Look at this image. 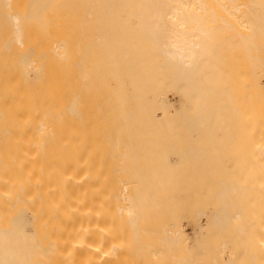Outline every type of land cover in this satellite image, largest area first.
I'll return each instance as SVG.
<instances>
[{
  "label": "bare ground",
  "instance_id": "bare-ground-1",
  "mask_svg": "<svg viewBox=\"0 0 264 264\" xmlns=\"http://www.w3.org/2000/svg\"><path fill=\"white\" fill-rule=\"evenodd\" d=\"M231 124L213 224L264 248V0H0V264H200L194 167Z\"/></svg>",
  "mask_w": 264,
  "mask_h": 264
},
{
  "label": "rangeland",
  "instance_id": "rangeland-1",
  "mask_svg": "<svg viewBox=\"0 0 264 264\" xmlns=\"http://www.w3.org/2000/svg\"><path fill=\"white\" fill-rule=\"evenodd\" d=\"M236 114V113H235ZM234 115V114H233ZM250 115V114H249ZM252 115V114H251ZM236 116H237V114H236ZM236 116H233V117H235L236 118ZM247 116V115H246ZM232 117V120H234L233 122H235V121H237V119H239L240 120V118L239 117H241L240 115H239V117H237V119L235 120V118H233ZM242 117H244L243 115H242ZM231 120V121H232ZM238 124V123H237ZM237 124H234V128H233V125H232V128L230 129V127H228L227 128V130H226V132H228L229 131V133H228V135H230V136H239V134H237L238 132H239V130L237 131V133H235V134H237V135H235V134H233L234 132H236V131H234V129H235V125H237ZM245 125V124H244ZM240 126V125H239ZM247 126V125H246ZM237 127H238V125H237ZM241 127V126H240ZM251 127V126H250ZM249 127V128H250ZM239 128V127H238ZM243 128H245L246 129V127L245 126H243ZM231 130V131H230ZM234 132H233V131ZM244 130V129H243ZM253 131H255L254 129H253ZM233 132V133H232ZM246 133V132H245ZM251 133H252V131H251ZM257 133V132H256ZM258 133H260V132H258ZM257 133V134H258ZM227 134V133H226ZM232 134V135H231ZM246 134H248V132L246 133ZM250 134V133H249ZM241 135H242V132H241ZM230 136H228L227 138L228 139H226V140H224V141H220L219 143V145H218V143H215V140H213V144L215 145V149H213V147H212V145H211V143H210V141H207V142H205V145L207 146V144L209 145V146H207V151H208V148L210 149L208 152H210V154H208V152L205 150V148H204V150H203V146L205 147V145H203V142H198L197 144L198 145H200L201 146V148H202V150L203 151H201L200 152V155H199V160H200V157H201V159L204 157L205 159L203 160V162H205V163H202L201 161V163L203 164H201L202 165V167L199 165V163L200 162H197V164L195 163V166H196V168L194 167V172H196L195 174H196V188H197V193H196V199H195V201H197L198 202V204H200L199 205V207L198 208H202L203 209V213H205L204 212V209L207 211V212H209V213H211V214H209L208 213V216L210 215V217H211V215L212 214H214V215H212V217L210 218L209 217V219H205V218H203L204 220H202V216H200L201 218H199V215H198V218H197V221H196V224H195V228H194V236H193V238H192V241H191V245L193 246V249H194V256L196 255L197 257H199L200 256V259H199V263L200 264H239V261L241 262L240 264H254V261H255V263L256 264H258V263H262V264H264V255H263V257H260V252H262V254H264V248H261V241H260V239H258L257 238V236H256V234L257 235H259L258 233H260L261 231H257V233L255 232L256 231V227L255 228H253V226H256L254 223H252L251 225H246L245 223V225H244V228L245 229H243L242 227H241V229L239 228V226H237L238 224L237 223H235V222H237V221H235L234 222V220H235V218L234 219H232L233 220V222L234 223H232V221H230L231 222V224H230V222H229V224L230 225H227V227L228 228H226L225 227V225H224V228H225V230H224V233L220 230L221 228H220V226H218V225H222V224H226L225 222H227L226 220L227 219H221V217H219V216H222L223 217V214L224 213H227L228 212V210L229 209H225L224 208V210H226V212L225 211H223L224 213H222V211L220 212L219 211V209L221 208V210H223L222 209V207H224V205L225 204H227V201L229 200H227L226 201V203H224L225 201H223V197L222 198H220V200L221 201H223V202H219L220 200L216 197V199L214 200V198H213V196L214 195H216L217 194V192H218V189H219V187L218 186H220V182H219V179H221L220 177H222V175L220 176V171H218V170H220L219 168H218V164H217V161L216 160H214V156L216 157V155L215 154H220V153H227L228 155L230 154V155H232V154H234V152H236L237 150H239V145H241L240 144V141L238 142V140H237V137H230ZM246 136V135H245ZM252 136H253V134H252ZM257 136V135H256ZM240 137V136H239ZM241 138H243V137H241ZM240 138V139H241ZM212 142V141H211ZM223 142H225L224 143V145L222 146V143ZM228 142V143H227ZM233 142V143H232ZM238 143H239V145H238ZM198 145H196L197 147H196V151H198ZM203 145V146H202ZM242 146V145H241ZM240 146V147H241ZM210 147H212V148H210ZM238 147V149H236ZM212 151H214L215 152V154H214V152H212ZM228 151H229V153H228ZM205 152H207V153H205ZM199 152H197V154H198ZM205 154V155H203V154ZM203 156H202V155ZM210 155H212V156H210ZM206 156H209V157H211V158H213L212 160H210L211 158H208V157H206ZM230 157V159H232V156H228V158ZM207 158V159H206ZM217 158V157H216ZM230 159H228V161H227V163L229 164V165H233L234 164V161L233 160H230ZM209 160V161H208ZM211 164H210V163ZM213 162H214V164H213ZM209 163V164H208ZM198 165V166H197ZM212 165V166H211ZM216 165V166H215ZM210 166H211V168H210ZM215 167V168H214ZM217 168H218V170H217ZM196 169V170H195ZM201 169V170H200ZM212 169V170H211ZM199 170L200 171H203L204 172V174L201 172V173H199ZM209 170V171H208ZM263 169H261V171H262ZM209 173H208V172ZM215 171V172H214ZM217 171L219 172V173H217ZM257 171H259V170H257ZM200 174V175H199ZM218 174V175H217ZM225 176H226V178H225ZM224 176V178H225V181H228L229 179L228 178H231V177H229L228 175H225ZM261 176V175H260ZM204 177V178H203ZM223 178V179H224ZM255 178V177H254ZM199 179V180H198ZM205 179V180H204ZM215 179H217V180H215ZM228 179V180H227ZM255 180V179H254ZM257 180V179H256ZM262 180H264V179H262ZM218 181V182H217ZM258 181V180H257ZM236 183H238V182H236ZM262 184H263V182H262ZM242 185V184H241ZM240 185V186H241ZM255 185H257V184H255ZM259 185V184H258ZM239 186V187H240ZM262 186V185H261ZM214 188H215V190H214ZM241 188V187H240ZM256 188V187H255ZM254 188V191H255V193L257 192V189H255ZM257 188H259V187H257ZM253 189V188H252ZM260 189V188H259ZM261 190V189H260ZM215 191H217V192H215ZM254 191H253V193H252V191H251V188H250V190L248 189L247 191L245 190V194H247V195H249V197L251 196V194H253L254 195ZM242 192H240L239 193V196L241 195V198H243L242 197V194H241ZM258 193H260V192H258ZM257 193V194H258ZM197 194L199 195V196H197ZM260 194H262V192L260 193ZM259 194V195H260ZM247 195H245V204H247V205H245L244 204V206L246 207V209H245V207L243 208L244 210L242 211V208H241V215L244 217V220H245V218H249V220H253V222H259V218H257V221H256V218H254L253 217V215H252V213H253V211H254V209L252 208L253 207V205H254V203L252 204L251 203V201L253 202V200L252 199H249V197L247 196ZM226 196V195H225ZM237 196V194H235V196L233 197V199L235 198ZM238 196V197H239ZM254 196H256V195H254ZM263 196H264V194H263ZM227 197V196H226ZM225 197V200L228 198H226ZM262 197V196H261ZM240 198V197H239ZM248 198V199H247ZM252 198H253V196H252ZM256 198V197H255ZM264 198V197H263ZM262 198V199H263ZM250 200V201H249ZM217 201V202H216ZM248 201V202H247ZM247 202V203H246ZM257 202V201H256ZM255 202V203H256ZM219 203V205H217ZM220 203L222 204V205H220ZM229 203L230 202H228V206H229ZM251 204H252V207H251ZM255 205H257V204H255ZM198 206V205H197ZM201 206V207H200ZM220 206V207H219ZM228 206H225V207H228ZM260 206V205H259ZM204 207V208H203ZM230 207V206H229ZM216 208V209H215ZM254 208H257V207H254ZM202 209H199V210H202ZM249 211L248 213H247V211ZM219 212V214L220 213H222V214H220L219 216H218V214L216 215V213L217 212ZM206 212V213H207ZM252 212V213H251ZM256 212V211H255ZM206 213H205V216H206ZM264 213V212H263ZM263 213H262V215H263ZM255 214V213H254ZM261 214V213H260ZM201 215H202V213H201ZM217 216V218L216 217H214L213 218V216ZM227 215V214H226ZM225 215V216H226ZM251 215V216H250ZM261 215V216H262ZM207 216V217H208ZM251 217H253V219L251 218ZM256 217H258V216H256ZM215 218L216 219H219L218 221H220V220H223V221H225L224 223L222 222V224H218V222H217V224L218 225H214L213 224V222H215ZM247 218V219H248ZM243 219V218H242ZM246 219V220H247ZM213 220V221H212ZM237 220V219H236ZM243 220V221H244ZM260 220H261V217H260ZM197 222H200V224H202V225H197L198 223ZM209 222V223H208ZM215 222V223H216ZM242 222V221H241ZM219 223H221V222H219ZM250 223V222H249ZM228 224V223H227ZM232 224H237L236 226H234V225H232ZM241 225H243V224H241ZM231 226H233L232 228H230ZM258 226V225H257ZM199 227V228H198ZM235 227V228H234ZM250 230V231H248V229ZM223 228V227H222ZM238 229V230H240L241 231V233H240V231L238 232V230H234V229ZM259 229H261L260 227H258ZM200 230L199 231V233H201L202 231H203V235H198V233H197V230ZM216 229V230H215ZM252 229V230H251ZM247 230V231H246ZM255 230V231H254ZM229 231H230V233H229ZM243 231V232H242ZM244 231H246L245 233H246V235H245V233H244ZM237 233L238 235H240L239 237H237V234H235L234 235V237H233V233ZM248 232V233H247ZM252 234H251V233ZM226 233V234H225ZM243 233V234H242ZM223 234V235H222ZM262 235H263V233H261ZM260 234V235H261ZM230 235V237L229 238H231V239H233V240H235L236 241V238H237V242H235L234 243V241L233 240H229V238H228V236ZM243 235H245V237H247V240L243 237V238H241V236H243ZM249 235H251V236H249ZM253 235V236H252ZM260 235H259V238H261L260 237ZM197 236H199V237H197ZM201 236V237H200ZM251 237V238H250ZM223 238V239H222ZM240 238L243 240V241H241L240 242ZM249 238V239H248ZM221 239H222V241H221ZM231 241V243L228 241ZM244 239L246 240V241H244ZM252 239V240H251ZM221 242H220V241ZM225 240H227L228 241V243L225 241ZM254 240V241H253ZM224 241V243H222ZM233 241V242H232ZM249 243H248V242ZM253 241V242H252ZM222 243V244H220V243ZM227 245H226V244ZM242 245H241V244ZM246 243V244H245ZM255 243V244H254ZM257 243H259V244H257ZM220 245V247H221V245H223V244H225L226 246H228L229 245V247H227L228 248V250L226 251L227 253H224V251H223V254H224V256H222V254H220V252L222 253V251H219V249H218V246ZM233 244V245H232ZM234 244H238L240 247H242L243 245V248L242 249H245V250H247V251H245V250H243L241 253L242 254H240V252H239V254L240 255H247L246 257L247 258H245V256L244 257H240L241 258V260H240V258H237L238 256H239V254H237V252H238V248L240 249V247H237V245H234ZM251 244V245H250ZM248 247H247V246ZM257 245V246H256ZM235 246V247H234ZM246 246V247H245ZM252 246H254V247H252ZM260 248V249H259ZM231 249V250H230ZM254 249H255V251H258L257 253H255L254 255H256V259H254V257H253V260H252V257H251V259L250 258H248V257H250V253L252 252V250L254 251ZM237 250V251H236ZM241 250V249H240ZM262 250V251H261ZM231 251V252H230ZM198 252H199V255H198ZM236 252V253H235ZM230 254H232L230 257H229V255ZM236 254V258L234 259V257L235 256H233V255H235ZM262 254H261V256H262ZM253 255V256H254ZM257 255H259V256H257ZM224 259H223V258ZM260 257V258H259ZM230 258H233V260L231 261L230 260ZM244 259V261H243V263H242V260ZM259 260H258V259ZM238 260V261H237ZM252 260V261H251ZM235 261V262H234ZM236 261L238 262V263H236ZM260 261V262H259Z\"/></svg>",
  "mask_w": 264,
  "mask_h": 264
}]
</instances>
